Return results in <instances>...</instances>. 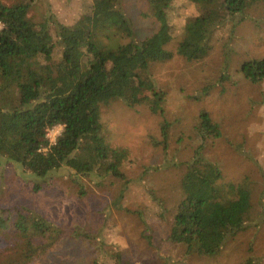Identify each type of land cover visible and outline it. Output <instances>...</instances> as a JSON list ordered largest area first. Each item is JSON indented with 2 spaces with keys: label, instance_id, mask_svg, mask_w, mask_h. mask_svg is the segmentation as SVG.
I'll return each mask as SVG.
<instances>
[{
  "label": "trees",
  "instance_id": "16d2710c",
  "mask_svg": "<svg viewBox=\"0 0 264 264\" xmlns=\"http://www.w3.org/2000/svg\"><path fill=\"white\" fill-rule=\"evenodd\" d=\"M45 1L0 0V157L42 181L34 192L65 169L73 178L120 180V200L131 183L122 170L129 153L106 139L102 109L122 101L164 116L167 92L156 87L149 68L175 56L204 59L218 29L242 23L252 11L264 12V0H187L198 14L186 19L182 39L171 51L172 14L181 0H144V15L155 18L159 27L143 39L123 0H82L69 24L55 20L46 7L49 16L38 20L33 11ZM241 71L252 82H264V58L244 62ZM58 126L63 130L51 142L49 132ZM171 127L163 118L159 143L165 152ZM195 135L201 146L187 163L182 199L171 220L161 201H155L157 216L170 226L169 240L184 245L187 255L214 257L229 237L258 219L260 209L252 183L222 187L219 168L202 156L203 143L221 137L220 126L205 111ZM78 186V194L84 195ZM63 234L60 226L32 210L0 206V264L42 262ZM108 250L91 264H127L120 251Z\"/></svg>",
  "mask_w": 264,
  "mask_h": 264
},
{
  "label": "rangeland",
  "instance_id": "374dc122",
  "mask_svg": "<svg viewBox=\"0 0 264 264\" xmlns=\"http://www.w3.org/2000/svg\"><path fill=\"white\" fill-rule=\"evenodd\" d=\"M81 5L82 0H46L36 4L33 14L42 20L50 12L55 20L69 24ZM123 7L139 39L158 29L157 20L144 15V0H123ZM262 13L252 11L242 23L228 22L218 29L204 59L175 56L149 68L156 87L167 92L164 116L152 114L145 105L128 107L122 101L102 109L106 139L129 153L122 170L131 183L121 200L120 180L73 178L65 169L51 174L44 189L34 192L42 181L0 157V206L27 208L64 230L48 258L35 264H91L108 249L120 251L127 264H242L250 257L254 264H264V82H252L241 71L244 62L264 58ZM195 14L189 1L178 2L169 50H176L186 19ZM202 111L221 130L220 138L203 143L202 156L219 168L222 187L252 183L260 209L258 219L229 237L214 257L187 255L184 245L171 242L170 226L157 216L155 203L161 201L171 220L182 199L187 163L201 146L195 131ZM163 118L172 124L166 152L159 143ZM62 130L58 126L50 131L51 142ZM77 182L85 189L82 196Z\"/></svg>",
  "mask_w": 264,
  "mask_h": 264
},
{
  "label": "built area",
  "instance_id": "2783aa9c",
  "mask_svg": "<svg viewBox=\"0 0 264 264\" xmlns=\"http://www.w3.org/2000/svg\"><path fill=\"white\" fill-rule=\"evenodd\" d=\"M54 130V129H53ZM52 131V130H51ZM50 133V132H49Z\"/></svg>",
  "mask_w": 264,
  "mask_h": 264
}]
</instances>
